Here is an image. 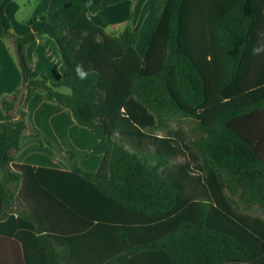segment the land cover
Returning a JSON list of instances; mask_svg holds the SVG:
<instances>
[{"label": "trees", "instance_id": "1", "mask_svg": "<svg viewBox=\"0 0 264 264\" xmlns=\"http://www.w3.org/2000/svg\"><path fill=\"white\" fill-rule=\"evenodd\" d=\"M12 1L0 0V39L14 46L21 85L0 100V239L26 255L29 243L47 255L57 246L65 264H264V219L241 212L264 210V47L252 54L264 45V0H172L167 55L152 75L129 23L108 34L90 19L123 0H68L22 37L5 12ZM46 38L64 67L58 82L26 57ZM155 56L156 69L164 49ZM39 92L94 135L97 172L72 152L68 171L15 162L26 131L60 155L27 121ZM189 119L193 137L170 129Z\"/></svg>", "mask_w": 264, "mask_h": 264}, {"label": "crops", "instance_id": "2", "mask_svg": "<svg viewBox=\"0 0 264 264\" xmlns=\"http://www.w3.org/2000/svg\"><path fill=\"white\" fill-rule=\"evenodd\" d=\"M67 1L25 0V3L28 7H33V15L30 17L33 19L44 14L53 15ZM105 1L107 0H92V3L100 5ZM145 1L123 0L90 15V19L108 34H120L129 23L138 34L136 51L143 58L142 73L152 75L162 68L167 55L172 0H147L148 5ZM19 11L18 0H13L5 10L11 19L15 34L22 37L28 33H38L41 25L38 21L31 26L23 25L26 20L17 25L13 22V16ZM146 41H149L147 46ZM4 45L3 40L0 39V96L12 94L21 84L19 67L14 57V46L12 42H8L7 47ZM162 46H164V56L158 68H152L151 62L156 58L155 55L163 51ZM26 57L33 69L47 77L50 82H58L63 77L64 67L53 39L46 38L31 43L26 49ZM27 121L54 145L60 155L48 146H41L36 136L26 131L14 156L16 163L68 171L69 166L62 156L72 152L81 158L86 156L79 163L83 170L92 173L98 171L102 158L90 152L91 147L96 143L94 135L88 129L80 127L71 112L47 94L39 92L32 97L27 106ZM3 123L4 118L0 108V128ZM45 249L37 243H29L26 255L22 243L14 239H0V264H65L62 256L59 260V247L47 248L55 249L56 253L51 255H47Z\"/></svg>", "mask_w": 264, "mask_h": 264}, {"label": "rangeland", "instance_id": "3", "mask_svg": "<svg viewBox=\"0 0 264 264\" xmlns=\"http://www.w3.org/2000/svg\"><path fill=\"white\" fill-rule=\"evenodd\" d=\"M145 3H146V5L149 4L147 0L145 1ZM18 6H20V11L17 14H15V16H13V22L17 25L21 21L26 20V22H24L23 25L28 26L26 23L29 20H27V19H30L31 15H33V7L32 6L28 7L26 5V3H25V0H18ZM24 6H27V7L24 8ZM12 31L14 32L13 29H12ZM163 37H164V35H163ZM3 42L5 44L4 46L7 47L8 46V41H3ZM148 43H149V41L148 42L146 41V46L148 45ZM222 75H223L222 73L213 72L212 73L213 82L216 83L218 81V79L220 80ZM1 97H2V95L0 96V100H1ZM0 108L2 110L1 103H0ZM189 112L191 114H193V115H197L198 117L202 116L201 112H196V111L191 110V109H189ZM2 113H3V110H2ZM179 127L183 131L188 133L191 137L194 136V133H192L193 132V128L195 127V120L194 119H189V120L185 121L184 123H182L181 125H178V124H175V123L170 124V129H172V130H177ZM158 135H164V133L163 132H158ZM83 157H86V156H82V159H83ZM241 212L243 214H245L246 216L251 217V218L259 217V218L264 219V210H262V209H260V208H258L256 206L250 207V208L244 206V207H242Z\"/></svg>", "mask_w": 264, "mask_h": 264}, {"label": "clouds", "instance_id": "4", "mask_svg": "<svg viewBox=\"0 0 264 264\" xmlns=\"http://www.w3.org/2000/svg\"><path fill=\"white\" fill-rule=\"evenodd\" d=\"M90 5H91V0H88V3L85 5V7H89ZM261 47H264V45L254 46L253 49H252V54L253 55H259ZM76 72H77V75L81 79H86L87 78V72H86V70L83 69V65L78 64L76 66Z\"/></svg>", "mask_w": 264, "mask_h": 264}]
</instances>
